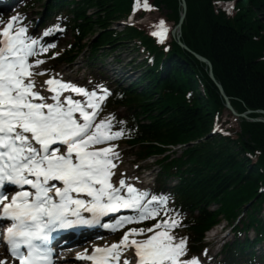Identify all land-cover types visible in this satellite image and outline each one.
Masks as SVG:
<instances>
[{
  "label": "snow or ice",
  "instance_id": "snow-or-ice-1",
  "mask_svg": "<svg viewBox=\"0 0 264 264\" xmlns=\"http://www.w3.org/2000/svg\"><path fill=\"white\" fill-rule=\"evenodd\" d=\"M141 8L155 10L149 0H135L133 11ZM20 19L11 17L0 29V228L9 223L3 241L13 261L54 264L51 242L60 231L100 226L116 232L154 220L76 258L92 264H202L200 256L188 255L189 237L174 232L185 225L182 214L168 207L169 197L141 190L116 171L121 154L113 142L125 136V121L114 113L98 120L111 90L103 84L89 90L59 74L37 83L49 71L40 67L46 63L40 56L55 47L43 38L65 29L56 24L36 37L27 26L14 27ZM168 31L160 19L150 34L163 44ZM121 210L135 215L103 222Z\"/></svg>",
  "mask_w": 264,
  "mask_h": 264
},
{
  "label": "trees",
  "instance_id": "trees-1",
  "mask_svg": "<svg viewBox=\"0 0 264 264\" xmlns=\"http://www.w3.org/2000/svg\"><path fill=\"white\" fill-rule=\"evenodd\" d=\"M185 1L182 41L210 60L215 78L235 109L264 110V0H236L232 13L215 3L223 0ZM130 2L53 0L48 6L51 10L67 5L78 28L74 34L78 44L92 36L88 47L86 41L80 51L87 47L89 57L95 60L102 54L100 51L105 52L113 45L130 46L132 39L140 35L134 28L114 29L115 21L129 11ZM149 2L166 9L168 17L178 22L179 0ZM142 38L154 51L150 42ZM161 59L162 53L156 52L153 68L142 61L140 75L124 90V103L137 108L134 107L137 118L148 120L140 126L137 138L140 140L133 143L147 141L141 146L147 154L163 152L159 145H187L178 159L163 166L165 175L174 163L177 166L176 189L182 198L192 208L218 205V211L209 214L207 221L221 212L227 218L234 217L254 199L248 219L264 236V219L258 216L264 193L257 196L258 189L264 186V124L242 119L235 138L211 135L215 125L228 131L235 126L205 66L175 42L171 53ZM162 61L163 68L159 70ZM199 81L204 94L196 93ZM188 90H192L191 95H186ZM207 225L202 221L198 231Z\"/></svg>",
  "mask_w": 264,
  "mask_h": 264
},
{
  "label": "rangeland",
  "instance_id": "rangeland-1",
  "mask_svg": "<svg viewBox=\"0 0 264 264\" xmlns=\"http://www.w3.org/2000/svg\"><path fill=\"white\" fill-rule=\"evenodd\" d=\"M7 1L9 4H14L17 6V9L14 11H11L10 9L8 12L18 14L24 19V24L28 27V30L34 34H37L41 31L46 30L47 28L59 24V20H52L48 22L44 26H40L38 22V18L40 17L39 12L42 11V4L45 2L38 1L36 4L34 3V7L31 9L24 10L23 9V3H20L17 0L14 1H8V0H2ZM28 2V1H25ZM122 20V19H121ZM121 20L115 23L114 29L120 30L121 24L119 23ZM158 20V17L156 16V13L153 15H149L146 19V23L143 22L144 26L148 29L152 28ZM58 35V34H57ZM72 39L70 33L67 34H60L58 35L57 41L54 43L55 47L50 48L49 53L43 58L46 60V63L44 65H41L40 67L43 69H48V73H54L59 75H65L68 74L75 82L82 83V80H84L83 85L90 86L92 89L96 85L103 84L104 81L103 78L106 76L109 79H115L114 81L119 80L120 82H131L133 79H135L139 74V69L135 64H133L134 57L135 58H142L143 54L140 52H135L129 48H126L124 46L118 47V48H112L110 47L108 51H105L104 53L108 54L109 57L101 55L100 58L103 59V65L102 68L100 67L101 71L103 72L104 76H99L97 74L98 66L100 65V62L95 63L93 68H88L85 56L81 55L72 65L63 64L59 66H49L48 63V55L52 54L55 49L57 48H64V46H67ZM50 59V58H49ZM126 69L123 70V69ZM72 69L73 71H71ZM77 70L75 72L74 70ZM92 69V70H89ZM123 70V71H122ZM125 71V72H124ZM97 78H94V77ZM43 76L36 77L37 82L41 81ZM89 81L92 83L89 84ZM101 119V117H98V120ZM116 130V129H114ZM117 145H119V151L121 154V160L117 162V172L118 173H124L125 178L129 180V182H133L136 187L140 188L141 190H146L150 185L153 186V171L155 165H153L151 159L146 160L144 162H141L139 164V167L135 166L134 157L129 153V149L124 147L123 141L121 139L114 141ZM146 167L145 170L141 171V168ZM214 207V206H212ZM264 218V203H263V210L262 214ZM229 228L226 224L225 220H221L220 224H218L215 228H213L210 232L206 234L205 240H212L211 236H213L215 233L220 232L221 228L224 227ZM225 235L223 238V241L230 239L232 232L222 231ZM176 233V232H175ZM178 236L179 234L176 233ZM222 241V242H223ZM221 242V243H222ZM213 243L210 248H208V256H202V259L206 261L207 259H210L213 263H218V259H222L219 255H214L215 252H217L220 249V245ZM189 257L191 255L188 253Z\"/></svg>",
  "mask_w": 264,
  "mask_h": 264
},
{
  "label": "water",
  "instance_id": "water-1",
  "mask_svg": "<svg viewBox=\"0 0 264 264\" xmlns=\"http://www.w3.org/2000/svg\"><path fill=\"white\" fill-rule=\"evenodd\" d=\"M182 8H183V10H185V4H184V2H182ZM183 17H184V13L181 14L180 21L183 19ZM178 27H179V26H178ZM198 58H199L200 60L204 61V62L208 65V67H209V76H210V78L216 83V85H217V87H218L220 93L222 94V96H223L224 99L226 100V105L228 106V104H227V97L225 96V94H224V92H223V89H222L221 85H220L219 83L216 82V80H215V78H214V76H213V74H212L211 66H210L209 61H207L206 59L201 58V57H198ZM258 121H262V122L264 123V118H263V119H258Z\"/></svg>",
  "mask_w": 264,
  "mask_h": 264
},
{
  "label": "bare ground",
  "instance_id": "bare-ground-1",
  "mask_svg": "<svg viewBox=\"0 0 264 264\" xmlns=\"http://www.w3.org/2000/svg\"><path fill=\"white\" fill-rule=\"evenodd\" d=\"M127 15H128V12L123 13V17H124V16H127ZM123 17H122V18H123ZM68 233H69V235H72V233H71L70 231H69ZM64 238H72V237H64Z\"/></svg>",
  "mask_w": 264,
  "mask_h": 264
}]
</instances>
